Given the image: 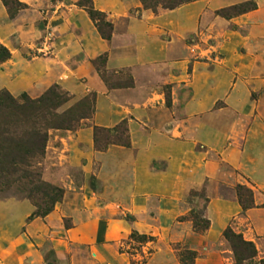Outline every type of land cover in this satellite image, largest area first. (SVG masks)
Here are the masks:
<instances>
[{
  "label": "rangeland",
  "instance_id": "obj_1",
  "mask_svg": "<svg viewBox=\"0 0 264 264\" xmlns=\"http://www.w3.org/2000/svg\"><path fill=\"white\" fill-rule=\"evenodd\" d=\"M16 1L11 17L0 0V92L58 88L54 113L76 123L49 130L41 156H0V244L79 225L76 264H236L230 229L256 253L238 264H264V0H88L108 41L84 0ZM42 117L0 127L42 132ZM97 224L110 234L96 247Z\"/></svg>",
  "mask_w": 264,
  "mask_h": 264
},
{
  "label": "trees",
  "instance_id": "obj_2",
  "mask_svg": "<svg viewBox=\"0 0 264 264\" xmlns=\"http://www.w3.org/2000/svg\"><path fill=\"white\" fill-rule=\"evenodd\" d=\"M88 0H84L81 6L86 9V13L89 18L96 24L97 31L102 39L110 40V26L105 24L101 18V14L97 13L90 6L87 5ZM142 6L146 9L155 11L158 7L163 9L172 10L180 5L194 2L197 0H139ZM3 5L7 8L10 16L13 17L20 9L21 4L16 0H1ZM251 8H232L229 13L226 11H221L218 15L224 18L229 17V15H236L239 13H244L253 9ZM253 7V8H252ZM108 28L106 32L104 27ZM9 51L0 44V65L8 61L10 58ZM66 95L63 94L58 88H53L47 91L38 100L32 102L25 95L21 97V102L12 98L7 92H0V119L3 121L5 128L12 127L14 124H19V126H29L31 121L34 119H39V116H43L42 120L44 122L42 132L38 130H31L30 132H25L24 134L17 135L13 133L14 131H8L0 127V156H41L45 148V143L47 140V132L49 130H70L76 123V120L71 118H64L56 115L54 111L59 109L61 105L67 102ZM49 117V118H48ZM85 116L84 118H86ZM4 168L1 164L0 169ZM240 190L238 192V201L242 211H247L254 208L252 203V194L242 187L236 189ZM247 193L246 198L241 199L242 193ZM50 210L43 214V217L47 216ZM197 218V217H196ZM193 217L194 228L198 226V220ZM224 238L231 245V250L235 256L236 264L240 261H247L255 257V249L252 243L244 242L242 237L232 233L230 229H227L224 234ZM141 239H146L142 236ZM185 256H181V264L184 263Z\"/></svg>",
  "mask_w": 264,
  "mask_h": 264
},
{
  "label": "crops",
  "instance_id": "obj_3",
  "mask_svg": "<svg viewBox=\"0 0 264 264\" xmlns=\"http://www.w3.org/2000/svg\"><path fill=\"white\" fill-rule=\"evenodd\" d=\"M78 226L75 225L69 231H65L62 236H59L60 232L44 233L40 237L36 235L38 237L36 241L39 242L34 244L26 243L24 239H20L19 242H8L5 245L0 244V264H44L42 253L52 256L53 262L50 264H76V247L87 246L81 243L84 241V234L80 228V230L77 229ZM94 231L96 232L91 236L92 244L90 245L97 247L102 244V239H108L110 233L105 228L102 234L99 224L95 226ZM41 247L43 252L40 251ZM110 264L117 263L110 262Z\"/></svg>",
  "mask_w": 264,
  "mask_h": 264
}]
</instances>
